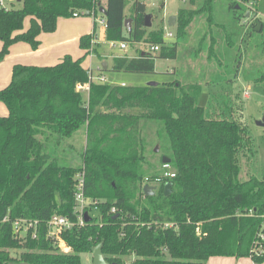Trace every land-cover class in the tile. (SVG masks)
Returning <instances> with one entry per match:
<instances>
[{
  "label": "trees",
  "instance_id": "1",
  "mask_svg": "<svg viewBox=\"0 0 264 264\" xmlns=\"http://www.w3.org/2000/svg\"><path fill=\"white\" fill-rule=\"evenodd\" d=\"M97 1L20 0L19 7L0 9V61L16 42L37 48L39 34L53 32L59 17L90 13ZM163 7L160 0L159 11ZM200 9H178L177 37ZM147 13L140 0H106V40L159 46L155 53L113 57L112 70L151 73L157 58H176L178 41L166 45L162 27H146ZM127 17L131 30L125 34ZM252 29L262 38L264 19ZM91 38L81 36L80 48L87 50ZM260 44L264 49V38ZM262 67L246 70L244 78L264 84ZM87 80L82 58L65 55L51 65L14 64L0 88L7 108L0 115V264H82L81 254L99 243L109 264H206L212 256L264 264V254L250 252L264 231V172L241 176L245 163L255 164V143L229 96L203 106L200 83L175 79L156 85L92 81L85 97L76 85ZM83 125L85 145L78 151L68 139ZM164 156L175 176L146 195L143 179L160 173ZM75 159L79 165L63 164ZM79 170L84 195L94 202L86 208L96 209L89 221L62 232L71 250L65 253L46 234V222L54 214L76 222ZM15 219L37 220V236L16 235Z\"/></svg>",
  "mask_w": 264,
  "mask_h": 264
},
{
  "label": "rangeland",
  "instance_id": "2",
  "mask_svg": "<svg viewBox=\"0 0 264 264\" xmlns=\"http://www.w3.org/2000/svg\"><path fill=\"white\" fill-rule=\"evenodd\" d=\"M15 1L14 6L19 7L20 3ZM97 2L104 3L99 0ZM143 2L146 4L147 12L152 14L150 28L162 27L164 30L166 27L173 33V36L166 40V45H170L175 40L178 41L176 58H157L155 69L151 73L114 71L111 68L113 57L131 54L135 47L148 51L149 44L127 43V48L121 49L119 42L115 41L113 45L99 36V41L92 42L91 38L87 51L80 48L78 55H74V59L82 58V65L86 69H91L94 77L103 75L104 82L108 84L125 82L129 85H143L149 81L162 83L175 79L183 84L197 82L201 85L198 103L203 106L211 104L214 96L223 94L229 96L234 104V113L238 121L248 129L255 143V164L245 163L241 176L245 177L247 170L254 171L258 175L263 173L264 127L257 125V121L264 114V84L248 82L244 75L246 70L261 68L264 65V49L260 44L264 36L260 38L258 33L252 29V24L257 22L258 18L264 19V0H210L209 2L196 0L194 3L190 0H164V7L161 11L158 9L160 0H143ZM231 5L234 7L231 8ZM128 7L129 5L125 12L127 15ZM194 7L202 9L195 13L191 22L185 27L182 36L177 37L176 21L173 26H169L168 17L176 16L180 8L193 9ZM241 12H244L245 16L235 19L234 15ZM247 13H249L248 16ZM80 17L89 18L92 25V15L83 14ZM28 26L29 18L26 17L23 29ZM126 32L128 30L125 28V34ZM12 45L8 54L0 61V88L9 82L14 66L11 64L12 57L9 56ZM1 46L0 41V49ZM103 61L108 65V68L104 70L101 68ZM83 95L86 97L85 92ZM1 111L7 112L2 101H0V114H3ZM85 139L86 127L83 125L68 141L78 151H81L84 148ZM151 145H154V150L158 144L152 141L149 147ZM64 162L63 164L66 165H79L77 159L64 160ZM59 250L65 253L71 251ZM81 261L82 264H93L91 252L81 254Z\"/></svg>",
  "mask_w": 264,
  "mask_h": 264
},
{
  "label": "built area",
  "instance_id": "3",
  "mask_svg": "<svg viewBox=\"0 0 264 264\" xmlns=\"http://www.w3.org/2000/svg\"><path fill=\"white\" fill-rule=\"evenodd\" d=\"M143 2V0H140ZM16 2L15 0H0V9H8L11 7V5ZM252 4V1H250ZM86 14V11H79L74 12L72 16H78ZM88 15H92L93 22L96 27L100 30V32H104L107 23H106V17L103 11L100 10V4L97 2L96 8H93L90 13L87 12ZM99 32V33H100ZM98 33V34H99ZM98 34L95 33V31L91 34L92 36V42L97 41ZM173 33L169 31L166 27L163 30V37L165 39H168L172 37ZM96 36V37H95ZM111 44H115V41H110ZM119 47L121 49H125L127 47L126 42H119ZM159 49L158 45L155 44H149L148 45V52L155 53ZM144 52L145 50H140ZM105 77L103 75H99L94 77L92 75V70L88 69V80L85 83H78L76 85V89L80 90L82 92L88 93L90 83L92 81H99L104 82ZM124 85V84H122ZM161 171L160 173L155 177H145L143 179V186L144 185H150L155 187L158 186V184L164 180V179H171L175 176V172L170 166V163H162L160 167ZM75 179V191H74V200H75V209L74 213L76 214V222L70 220L67 216H63L60 214H54L52 215L46 222V234L51 237L54 241V243L57 245V247L63 251L70 250L69 245L65 242V240L62 238L61 234L62 232L70 229L73 225H82L85 221L83 219V213L85 211L88 212L90 215L95 211V207H91L87 209L86 207L89 206L91 203H94L91 201L90 198L85 197L83 192V184H84V172L82 170L76 171L74 175ZM112 213H115L116 209L115 207H112L110 209ZM39 222L37 220H28V219H15L13 221V229L16 233V235L24 236L28 235L31 237L37 236V228H38ZM264 239V231H261L259 233V241L253 244V247L251 248L250 252L255 255H262L264 254V247L261 243V240Z\"/></svg>",
  "mask_w": 264,
  "mask_h": 264
},
{
  "label": "crops",
  "instance_id": "4",
  "mask_svg": "<svg viewBox=\"0 0 264 264\" xmlns=\"http://www.w3.org/2000/svg\"><path fill=\"white\" fill-rule=\"evenodd\" d=\"M99 1H104V3L99 2L100 7L104 8L106 0ZM89 20V18H82L80 15L68 18L59 17L57 26L53 32H41L39 34L38 39L40 44L37 48L33 49L26 42L14 43L9 53V56L12 57L11 64L51 65L62 59L65 55L74 58V55H78L79 53L80 37L86 34L91 35L94 31L96 34L100 32L98 27L94 25V22L92 21L91 25ZM104 33L105 31L98 34L97 41H99V36L104 38ZM137 50L139 52L141 48L135 47L133 52L128 54V56H135L138 53ZM107 68L108 65L106 66ZM120 84L129 85L125 82H121ZM2 113L0 115L7 114L4 111ZM206 264H254V262L250 257L212 256L207 260Z\"/></svg>",
  "mask_w": 264,
  "mask_h": 264
},
{
  "label": "water",
  "instance_id": "5",
  "mask_svg": "<svg viewBox=\"0 0 264 264\" xmlns=\"http://www.w3.org/2000/svg\"><path fill=\"white\" fill-rule=\"evenodd\" d=\"M18 2H20V0H17ZM100 10L104 12V8L103 7H100ZM87 14V12H86ZM247 16L249 15V13L246 14ZM151 18H152V14L151 13H147L145 15V26L146 27H150L151 26ZM175 21H176V16L175 15H171L168 17L167 19V24L169 26H173L175 24ZM259 26H260V23L257 24V28H256V31H259ZM124 27L128 30V32L131 30V18H125L124 19ZM143 53V52H142ZM106 62H102L101 64V68L102 69H106ZM157 82H154V81H149L147 82L146 84L147 85H156ZM257 125L261 126V127H264V114L262 116V118L260 120L257 121ZM154 151L157 152L158 151V145H156V147L154 148ZM162 162L163 163H169L170 162V159L167 158V157H162ZM170 183H166L165 186H164V192L165 194H168L170 192ZM143 192L146 194V195H152L154 194L155 190L153 188V186H150V185H144L143 186ZM91 218V216L88 214L87 211H85L83 213V219L84 221H89ZM91 255H92V262L93 264H109L105 258L103 257L102 255V252H101V243L97 244L96 246H94L92 249H91Z\"/></svg>",
  "mask_w": 264,
  "mask_h": 264
}]
</instances>
